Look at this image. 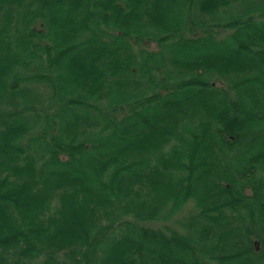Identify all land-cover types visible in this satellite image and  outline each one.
<instances>
[{
  "label": "trees",
  "instance_id": "obj_1",
  "mask_svg": "<svg viewBox=\"0 0 264 264\" xmlns=\"http://www.w3.org/2000/svg\"><path fill=\"white\" fill-rule=\"evenodd\" d=\"M0 264H264V0H0Z\"/></svg>",
  "mask_w": 264,
  "mask_h": 264
}]
</instances>
